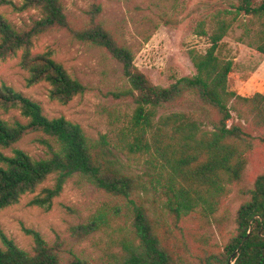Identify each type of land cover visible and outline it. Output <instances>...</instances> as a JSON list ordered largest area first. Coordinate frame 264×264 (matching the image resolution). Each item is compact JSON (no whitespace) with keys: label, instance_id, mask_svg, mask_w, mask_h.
Here are the masks:
<instances>
[{"label":"trees","instance_id":"1","mask_svg":"<svg viewBox=\"0 0 264 264\" xmlns=\"http://www.w3.org/2000/svg\"><path fill=\"white\" fill-rule=\"evenodd\" d=\"M204 2L221 4L194 29L209 46L203 53L189 50L194 73L160 86L138 69L132 47L101 17L100 0H89L81 22L70 19L62 0H0L12 11L39 14L18 28L0 13V60L20 53L27 86L46 83L49 100L60 104L89 90L50 50L33 51L40 35L61 30L120 64L126 87L113 95L135 105L112 143L62 115L46 116L38 101L0 83V111L17 110L21 117L0 114V210L36 191L28 204L50 210L73 178L104 195L65 236L46 240L24 228L33 241L28 250L0 233V264H264V169L242 183L256 151H264V94L230 89L233 61L220 51L237 28V41L264 54V0ZM175 105L181 107L165 110ZM28 135L41 156L17 146ZM140 159L143 169L131 171L129 161ZM51 176L53 183L39 188ZM234 195L239 203L233 210ZM98 232L118 250L100 258L76 250Z\"/></svg>","mask_w":264,"mask_h":264},{"label":"rangeland","instance_id":"2","mask_svg":"<svg viewBox=\"0 0 264 264\" xmlns=\"http://www.w3.org/2000/svg\"><path fill=\"white\" fill-rule=\"evenodd\" d=\"M19 3L20 0H13ZM66 13L74 22H81L89 6V0H62ZM101 17L107 24L118 29L134 50V63L155 85L167 86L176 78L195 72L189 57V50L204 52L209 46L208 39L194 33L197 24L206 18L217 2L205 5L204 0H100ZM221 7V6H220ZM2 13L14 26L22 27L39 17L33 9L12 11L0 6ZM210 29V24L205 26ZM240 29L230 31L222 40L221 54L232 59V72L228 77L229 88L242 96L255 92L264 94V54L236 40ZM149 35V36H148ZM146 36L148 38L145 40ZM50 50L53 58L62 63L68 71L89 87L82 95L74 97L67 104L49 100L47 84L44 82L27 86L26 73L19 64V55L0 60V83L12 86L40 103L48 117L64 116L81 125L92 138L107 134L112 143H118V131L127 124L133 113L134 103L129 97H115L126 87L121 66L109 53L75 40L65 31H51L40 35L34 41L33 51ZM181 106H166V111ZM0 114L5 119H20L17 110ZM17 146L34 156L43 154L42 148L28 135ZM126 161V157L121 154ZM253 162L246 167L242 183L249 182L256 170L264 169V151L257 150ZM130 170L140 172L143 159L129 161ZM53 183L49 177L41 187ZM37 193H29L18 203L0 210V233L11 238L19 247L28 250L32 237L24 228L39 231L46 240L56 235H67L69 225L91 214L104 200V195L93 186L69 180L60 194L54 198L50 210L29 205L28 201ZM235 194V193H234ZM239 203L234 195L233 210ZM74 242L73 239L70 240ZM221 241V237H217ZM1 244V241H0ZM105 232H98L76 244V250L93 258L103 257L107 250H118L110 246Z\"/></svg>","mask_w":264,"mask_h":264},{"label":"water","instance_id":"3","mask_svg":"<svg viewBox=\"0 0 264 264\" xmlns=\"http://www.w3.org/2000/svg\"><path fill=\"white\" fill-rule=\"evenodd\" d=\"M239 247H240V245H239ZM232 257V256H231Z\"/></svg>","mask_w":264,"mask_h":264}]
</instances>
